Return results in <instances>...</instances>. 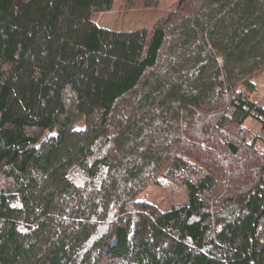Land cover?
Masks as SVG:
<instances>
[{
	"label": "trees",
	"instance_id": "obj_1",
	"mask_svg": "<svg viewBox=\"0 0 264 264\" xmlns=\"http://www.w3.org/2000/svg\"><path fill=\"white\" fill-rule=\"evenodd\" d=\"M113 2L0 0V264H264V157L210 209L218 171L185 139L264 127L237 89L264 69V0H180L128 31L97 23ZM164 177L185 203L134 200Z\"/></svg>",
	"mask_w": 264,
	"mask_h": 264
},
{
	"label": "rangeland",
	"instance_id": "obj_2",
	"mask_svg": "<svg viewBox=\"0 0 264 264\" xmlns=\"http://www.w3.org/2000/svg\"><path fill=\"white\" fill-rule=\"evenodd\" d=\"M179 1L114 0L111 9L96 13L95 19L99 25L116 30L128 31L142 27L150 28L163 15L173 11ZM237 89L256 104L264 107V69L252 79L242 83ZM66 96L68 103H71L72 95L68 92ZM206 121H210V119L204 117L201 123L196 124L195 132L198 135L200 132H204L201 129H203V123ZM212 121L214 123L215 118H212ZM83 123L81 121L77 125ZM208 137L206 140H203L200 136L198 138L186 137L185 139L187 148H190L192 153H199L201 157H204L205 164L203 165L205 167L218 171V188L208 197V207L213 209L227 195L229 187L235 189L241 181L248 180L246 179L247 166L248 168H256L255 166L264 157V127L259 121L250 117L237 131H230L217 137H215V133H211ZM223 140L234 143L240 151L239 156L233 157L228 153L224 148ZM72 179L76 185L84 187V178L80 172L74 171ZM12 188V180L0 172V189ZM134 200L143 201L155 210L164 211L173 205L185 203L187 201V191L185 186L164 177L159 182H149L145 188L134 196ZM105 227L104 224H99L97 228L104 230ZM98 263L133 264L126 259H109L102 256L99 257Z\"/></svg>",
	"mask_w": 264,
	"mask_h": 264
}]
</instances>
